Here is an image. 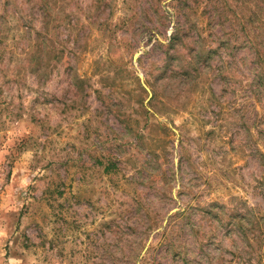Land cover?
<instances>
[{
	"label": "rangeland",
	"instance_id": "obj_1",
	"mask_svg": "<svg viewBox=\"0 0 264 264\" xmlns=\"http://www.w3.org/2000/svg\"><path fill=\"white\" fill-rule=\"evenodd\" d=\"M0 264H264V0H0Z\"/></svg>",
	"mask_w": 264,
	"mask_h": 264
},
{
	"label": "trees",
	"instance_id": "obj_2",
	"mask_svg": "<svg viewBox=\"0 0 264 264\" xmlns=\"http://www.w3.org/2000/svg\"><path fill=\"white\" fill-rule=\"evenodd\" d=\"M178 40H179L178 36H173V38H171V42H173V45L176 44Z\"/></svg>",
	"mask_w": 264,
	"mask_h": 264
}]
</instances>
